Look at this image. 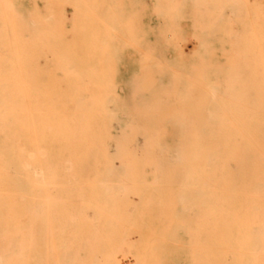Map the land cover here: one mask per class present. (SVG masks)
Here are the masks:
<instances>
[{"label":"rangeland","instance_id":"374dc122","mask_svg":"<svg viewBox=\"0 0 264 264\" xmlns=\"http://www.w3.org/2000/svg\"><path fill=\"white\" fill-rule=\"evenodd\" d=\"M0 264H264V0H0Z\"/></svg>","mask_w":264,"mask_h":264},{"label":"bare ground","instance_id":"6f19581e","mask_svg":"<svg viewBox=\"0 0 264 264\" xmlns=\"http://www.w3.org/2000/svg\"><path fill=\"white\" fill-rule=\"evenodd\" d=\"M220 75V74H219ZM208 89V88H207ZM214 90V89H213ZM222 103V102H221ZM219 106V105H218ZM220 107V106H219ZM218 109V108H217ZM218 156V155H217ZM218 160V158L216 159V161ZM220 160H218V162H219ZM12 165V164H11ZM7 167V166H6ZM102 183V182H101ZM107 184V183H106ZM263 185V184H262ZM191 190V189H190ZM200 193V192H199ZM258 196V195H257ZM238 197V196H237ZM199 199V198H198ZM261 199V198H260ZM218 201H220V200H218ZM248 229H249V234L247 235V236H249L250 238H251V241H252V246H251V248H250V250H248L249 252H251L253 249H254V247H256V244L258 243V242H260V240H261V234L262 233H260L261 231H260V229H259V231L258 232H255V231H253L252 230V228L249 226L248 227ZM262 230V229H261Z\"/></svg>","mask_w":264,"mask_h":264}]
</instances>
